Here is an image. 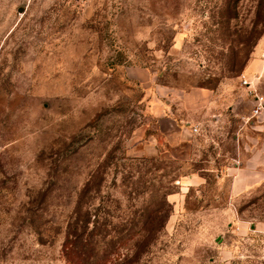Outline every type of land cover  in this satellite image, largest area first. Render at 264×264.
<instances>
[{"label":"rangeland","instance_id":"374dc122","mask_svg":"<svg viewBox=\"0 0 264 264\" xmlns=\"http://www.w3.org/2000/svg\"><path fill=\"white\" fill-rule=\"evenodd\" d=\"M244 77L264 0H0V264H264V176L231 199L225 170L260 141ZM192 89L227 118L172 154Z\"/></svg>","mask_w":264,"mask_h":264},{"label":"crops","instance_id":"0c3cea01","mask_svg":"<svg viewBox=\"0 0 264 264\" xmlns=\"http://www.w3.org/2000/svg\"><path fill=\"white\" fill-rule=\"evenodd\" d=\"M260 67L261 65L256 63L250 70L257 71ZM246 79L252 81L251 78L246 77ZM180 100L182 117L177 114L176 110L167 109V113L164 111V115L158 119V136L167 142L168 147L172 150L169 153L186 155L196 137L202 134L203 126L210 123L211 119L220 123L227 116L223 113L222 99L208 90L192 89L182 94ZM230 110L233 111V108L230 107ZM256 118L260 141L254 143L249 140L246 143L245 149L248 154H245L239 147L242 158L240 157L238 160L230 158L232 162L225 166L231 182V199H236L251 188L262 184L261 180L264 176V111ZM194 127L199 128V134H193L192 128ZM232 139L239 141L240 137L235 135ZM189 182V186H194L204 184L205 180L192 176ZM241 228L245 229L244 226ZM256 231L264 234V224L257 225Z\"/></svg>","mask_w":264,"mask_h":264},{"label":"built area","instance_id":"2783aa9c","mask_svg":"<svg viewBox=\"0 0 264 264\" xmlns=\"http://www.w3.org/2000/svg\"><path fill=\"white\" fill-rule=\"evenodd\" d=\"M243 84L248 87L249 92L253 95V111L252 117H258L264 111V96L257 94V91L253 89V84L251 81L243 78ZM193 134H199V128H192Z\"/></svg>","mask_w":264,"mask_h":264},{"label":"trees","instance_id":"16d2710c","mask_svg":"<svg viewBox=\"0 0 264 264\" xmlns=\"http://www.w3.org/2000/svg\"><path fill=\"white\" fill-rule=\"evenodd\" d=\"M233 74H237V71L232 70ZM86 229V225L83 226ZM80 251V252H79ZM81 250L77 248L71 241H67L64 245V257L70 264H89L86 263L84 260H81Z\"/></svg>","mask_w":264,"mask_h":264}]
</instances>
